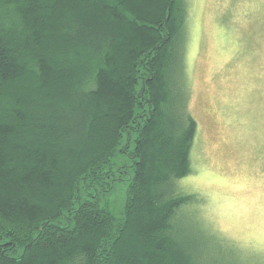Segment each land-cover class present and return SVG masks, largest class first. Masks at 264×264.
<instances>
[{
	"label": "trees",
	"instance_id": "16d2710c",
	"mask_svg": "<svg viewBox=\"0 0 264 264\" xmlns=\"http://www.w3.org/2000/svg\"><path fill=\"white\" fill-rule=\"evenodd\" d=\"M185 21L181 0H0V264H243L176 186Z\"/></svg>",
	"mask_w": 264,
	"mask_h": 264
},
{
	"label": "rangeland",
	"instance_id": "374dc122",
	"mask_svg": "<svg viewBox=\"0 0 264 264\" xmlns=\"http://www.w3.org/2000/svg\"><path fill=\"white\" fill-rule=\"evenodd\" d=\"M181 5L197 134L191 173L176 186L200 198L191 217L200 230L243 264H264V0ZM126 186L125 179L108 196L115 214Z\"/></svg>",
	"mask_w": 264,
	"mask_h": 264
}]
</instances>
